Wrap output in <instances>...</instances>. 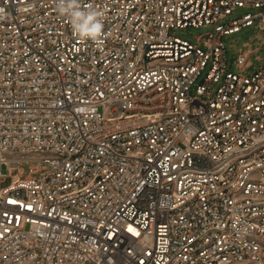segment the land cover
I'll return each mask as SVG.
<instances>
[{"label":"built area","instance_id":"built-area-1","mask_svg":"<svg viewBox=\"0 0 264 264\" xmlns=\"http://www.w3.org/2000/svg\"><path fill=\"white\" fill-rule=\"evenodd\" d=\"M81 2L0 0V264H264V0Z\"/></svg>","mask_w":264,"mask_h":264},{"label":"rangeland","instance_id":"rangeland-1","mask_svg":"<svg viewBox=\"0 0 264 264\" xmlns=\"http://www.w3.org/2000/svg\"><path fill=\"white\" fill-rule=\"evenodd\" d=\"M248 11L256 12L257 9L253 7H238L226 18V21H231L240 17ZM211 29V27H188L175 29L174 32L178 36L196 42L199 35L205 34ZM224 39L227 46L228 64L233 70H238L236 58L240 51H247L248 49H253L255 52L250 56L251 64L247 67V70L255 72L264 66V28H261L258 20H256L251 26L226 35ZM203 78L204 75L198 79V82H201ZM25 167L27 169L29 165H26ZM2 171L3 173L8 174L7 166L4 165ZM10 180V177H6L3 184L9 183Z\"/></svg>","mask_w":264,"mask_h":264},{"label":"clouds","instance_id":"clouds-1","mask_svg":"<svg viewBox=\"0 0 264 264\" xmlns=\"http://www.w3.org/2000/svg\"><path fill=\"white\" fill-rule=\"evenodd\" d=\"M56 12L68 19L73 33L81 40H99L103 31V14L91 5L85 7L81 0H56Z\"/></svg>","mask_w":264,"mask_h":264}]
</instances>
